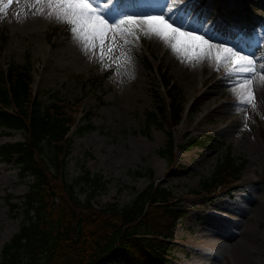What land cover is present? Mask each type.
Instances as JSON below:
<instances>
[{
  "label": "rangeland",
  "instance_id": "rangeland-1",
  "mask_svg": "<svg viewBox=\"0 0 264 264\" xmlns=\"http://www.w3.org/2000/svg\"><path fill=\"white\" fill-rule=\"evenodd\" d=\"M45 1L44 15L37 21L27 18L22 22L14 17L17 0H11L7 8L4 6L9 0H0V30L8 33L6 40L0 41V70L5 72L11 60H29L34 92L44 101L56 94L69 102L76 117L71 129L69 177L82 173L83 166L102 173L106 187L93 199L97 206L128 202L137 189L152 180L171 186L179 197L178 205L185 209L170 238L175 244L172 259L178 264H264V182H260L264 177V92L246 88L240 96L234 88L239 69L233 71V63L223 58L227 54L221 53L220 62L213 58L217 49L231 46L239 55L264 65V0H108L107 4L89 0L94 7L99 3L101 12L115 3L104 16L109 24L150 14L173 20L178 15L185 22L193 21L192 25L183 24V30L203 36L213 49L191 61L173 51L170 43L145 35L147 26L135 36L127 35L133 47L129 51L111 52L110 56L104 47L101 59V48L91 50L72 31V25L68 32L60 10H53ZM138 4L151 8L139 11ZM218 4L222 6L218 8ZM139 13L145 16L138 17ZM248 14L254 17L249 22L254 29H239V17ZM159 60L167 63L172 82L184 97L185 109L177 124L172 123L170 98L157 67ZM96 75L100 80L94 79ZM248 91L253 97L250 103ZM210 101L213 107L207 106ZM218 101L234 104L217 111L214 109L220 105L213 104ZM150 110L159 113L158 119L147 115ZM88 120L95 127L79 131V125ZM9 130L0 131V144L25 138L22 130ZM168 130L177 144L172 161L159 153L168 144ZM205 134L215 138L187 146L189 137ZM229 146L234 155L247 159L237 180L242 186L230 193L224 187L217 189L213 199L194 193L192 189L212 173ZM136 169L147 170L138 175ZM31 180L30 175H20L15 160H0V258L4 242L19 229L24 212L20 195L28 191ZM10 193V200L18 201L19 207H10ZM80 195L84 197V192ZM238 247H242L240 252ZM107 264L134 263L119 252Z\"/></svg>",
  "mask_w": 264,
  "mask_h": 264
},
{
  "label": "trees",
  "instance_id": "trees-1",
  "mask_svg": "<svg viewBox=\"0 0 264 264\" xmlns=\"http://www.w3.org/2000/svg\"><path fill=\"white\" fill-rule=\"evenodd\" d=\"M67 25L69 32L71 25ZM1 29L2 42L8 33ZM30 67L29 60H11L5 72L0 70V131L19 129L25 135L24 139L1 143L0 160H15L20 175L32 177L28 191L20 195L24 212L19 229L4 242L0 264H107L119 252L134 264H178L172 259L175 244L170 238L185 209L178 205L174 189L152 180L137 189L128 202L95 205L93 199L106 187V180L102 173L85 166L82 173L69 177L71 129L76 117L67 100L54 94V99L44 101L34 92ZM157 67L170 98L172 123L177 124L185 109L182 91L172 82L167 63L159 60ZM94 79L100 80L97 75ZM147 115L159 117L156 110ZM94 127L88 120L77 129ZM167 135L168 144L159 153L172 161L177 144L172 131ZM213 138V134H205L189 137L186 142L187 146L201 145ZM246 160L234 155L229 146L212 173L203 176L192 191L213 199L217 189L224 187L229 193L238 189ZM146 170L136 169L135 173L143 175ZM149 171L152 176V169ZM11 196L7 198L10 207H19Z\"/></svg>",
  "mask_w": 264,
  "mask_h": 264
},
{
  "label": "snow or ice",
  "instance_id": "snow-or-ice-1",
  "mask_svg": "<svg viewBox=\"0 0 264 264\" xmlns=\"http://www.w3.org/2000/svg\"><path fill=\"white\" fill-rule=\"evenodd\" d=\"M103 2L107 4L108 0H103ZM10 4L11 0L4 7L7 8ZM48 4L53 10H60L61 19L72 25V31L89 42L90 46L95 47V42L99 41L101 59L105 56L104 43L109 34H113L111 46L108 48V54L110 55L115 47L114 34L121 33L135 36L136 31H144L142 26H147V31H144L145 35L152 34L170 43L173 51L186 55L189 61L193 58L198 59L200 56L210 53L213 49V45L209 43V40L192 32L181 31L179 28L174 27L173 23H169V20L165 19L163 15H149L143 18L128 16L126 19L117 17L119 19L118 24L116 20L109 24L104 16L115 6V3L109 8H103L102 12L99 3H96V7H94L89 0H48ZM221 53L227 54L223 58L233 63V71L239 69L245 72H256L253 60L239 55L228 47L216 50L213 58L217 62L222 59ZM251 84L252 80L248 79L244 86L250 88ZM252 98V93L249 91L247 102L250 103Z\"/></svg>",
  "mask_w": 264,
  "mask_h": 264
},
{
  "label": "bare ground",
  "instance_id": "bare-ground-1",
  "mask_svg": "<svg viewBox=\"0 0 264 264\" xmlns=\"http://www.w3.org/2000/svg\"><path fill=\"white\" fill-rule=\"evenodd\" d=\"M175 2H178V0H174ZM18 2V5L15 7V9L13 10L14 12V17L17 18V19H20L22 22H25V20L27 18H31V19H34V20H38V18L42 15H44L45 13V3L46 1L45 0H17ZM14 3V2H13ZM17 4V3H15ZM178 4V3H177ZM182 4V3H181ZM156 4H154L155 6ZM183 5V4H182ZM157 6V5H156ZM185 6V5H183ZM137 9L139 11H146V10H149L151 7L150 5L148 4H138L137 6ZM12 8V7H11ZM176 13V12H175ZM140 14H143V13H139L138 14V17L139 16H145V15H140ZM150 15H159V14H150ZM171 15V14H170ZM165 17V19L169 20V23H173V26L175 24L177 25H180V30L184 31L183 30V24L187 23V25H192L191 23H194L193 21H190V22H185L183 20H181L178 15H175L174 17L177 19V20H173L170 18V16H166V15H163ZM172 16V15H171ZM37 18V19H36ZM140 18V17H139ZM179 20V21H178ZM16 21V20H15ZM109 22V21H108ZM30 24V23H29ZM198 28V27H197ZM191 29V28H190ZM191 32V31H190ZM78 37H80L79 34H77ZM115 35V47H114V50L112 51L113 53H124V52H127L129 51L132 47L130 41L128 40V36L127 35H124V34H121V33H116L114 34ZM217 35V34H216ZM81 38V37H80ZM219 38V37H218ZM77 39V38H76ZM112 39H113V34H109V37L105 40V43H104V47H106L107 49L111 46V43H112ZM83 40V39H81ZM80 40V41H81ZM127 41V42H125ZM76 42V41H75ZM83 42V41H82ZM74 43V42H73ZM78 43V42H77ZM87 45H89L90 48H92L91 50H93V47L90 46L89 42H87ZM239 46L242 44V42H239ZM79 44V43H78ZM81 44V43H80ZM84 45V43H83ZM224 46V45H223ZM229 46V45H228ZM234 46V45H233ZM85 47V46H84ZM95 47L96 49H98L100 47V43L99 41L97 40L95 42ZM98 47V48H97ZM231 47V46H230ZM229 47V48H230ZM88 48V47H87ZM95 49V50H96ZM89 50V49H88ZM99 50V49H98ZM100 51V50H99ZM254 51V50H253ZM84 52V51H83ZM86 52V50H85ZM235 52V51H234ZM259 52V51H258ZM87 53V52H86ZM93 53V52H92ZM89 54V53H88ZM91 54V53H90ZM92 55V54H91ZM100 55V54H98ZM107 55V54H106ZM111 56V55H110ZM114 56V55H113ZM118 57V56H117ZM260 57V55H259ZM257 61V60H256ZM256 66V72H245V71H240L239 75L236 77L238 82H236L234 88L236 90L239 91V93H241L240 96H242V91L244 92V90H246V88L248 89H251V90H256V92H264V65H257L255 64ZM233 67V66H232ZM226 69V67H225ZM230 72V71H229ZM206 75V74H205ZM230 78V77H229ZM248 79H251L252 80V84L249 87H245V82L248 80ZM235 82V81H234ZM229 83V82H228ZM235 90V91H236ZM253 90V91H254ZM249 92V91H248ZM238 93V92H237ZM203 95H206V93H204ZM258 95V94H257ZM216 96V95H215ZM239 96V97H240ZM260 97V96H259ZM214 97H212L213 99ZM211 100V99H210ZM214 100V99H213ZM218 100V99H217ZM220 100V99H219ZM204 101V100H203ZM207 101V100H206ZM228 102V101H227ZM207 106H212V101L210 102H207ZM234 104V103H233ZM232 103H227V104H224V101H218L216 104H213L214 106H217V105H220V107H216L214 110H217V111H221V110H225V109H228V108H231L233 107ZM223 107H222V106ZM242 105V104H241ZM213 107V106H212ZM211 107V108H212ZM236 108V107H235ZM240 108V107H239ZM210 109V108H208ZM206 110V109H205ZM206 112V111H205ZM227 122V121H226ZM241 246V244H240ZM239 248H242V247H238L237 249L239 250V252L241 251V249ZM245 250V249H244ZM242 254V252H241Z\"/></svg>",
  "mask_w": 264,
  "mask_h": 264
}]
</instances>
